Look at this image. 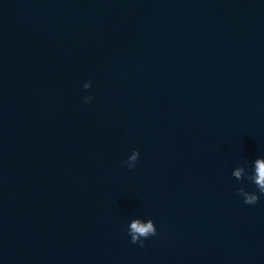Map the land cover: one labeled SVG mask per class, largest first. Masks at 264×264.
<instances>
[{
    "label": "clouds",
    "instance_id": "9594fccd",
    "mask_svg": "<svg viewBox=\"0 0 264 264\" xmlns=\"http://www.w3.org/2000/svg\"><path fill=\"white\" fill-rule=\"evenodd\" d=\"M84 89L91 88V82H85L83 84ZM91 95L84 97V103L88 104L92 101ZM140 156L139 150H134L132 154L125 161L129 169L135 167V163ZM232 176L237 181H244L247 179L255 185L256 191L249 192L245 187H239L236 192L237 195L242 197L243 202L246 205H255L260 200V195H264V159H256L253 166V171L249 174L246 171L245 166H238L233 169ZM259 193L260 195H258ZM128 235L132 244H138L140 247H144V240L150 236L157 235V228L154 222L149 219L146 223L139 219L133 220L128 227Z\"/></svg>",
    "mask_w": 264,
    "mask_h": 264
}]
</instances>
